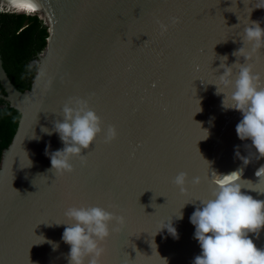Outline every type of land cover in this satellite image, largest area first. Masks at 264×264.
<instances>
[{
	"label": "water",
	"instance_id": "obj_1",
	"mask_svg": "<svg viewBox=\"0 0 264 264\" xmlns=\"http://www.w3.org/2000/svg\"><path fill=\"white\" fill-rule=\"evenodd\" d=\"M42 1L37 14L49 36L35 61L47 77L37 82L35 72L30 89L20 92L0 55V98L20 114L0 163V264H68L65 225L57 224L68 222L64 212L71 206L125 217L103 245V264H193L202 249L190 217L210 197L213 172L244 167L242 191L264 200L249 190L264 192V181L255 184L264 158L246 147L251 140L239 139L242 114L224 109L214 85L223 72L216 69L219 57L226 55L228 66L236 62L232 53L243 46L249 19L264 28V9L254 8L262 0ZM249 62L264 78V49ZM69 98L87 100L104 129L114 125L118 135L107 144L97 136L83 152L86 165L74 157V171L55 176L46 148L64 145L42 129L63 121ZM237 151L249 157L247 166ZM180 172L187 173L184 193L172 183ZM195 177L200 184L191 183ZM171 220L178 238L159 231ZM249 238L264 249V229Z\"/></svg>",
	"mask_w": 264,
	"mask_h": 264
},
{
	"label": "clouds",
	"instance_id": "obj_2",
	"mask_svg": "<svg viewBox=\"0 0 264 264\" xmlns=\"http://www.w3.org/2000/svg\"><path fill=\"white\" fill-rule=\"evenodd\" d=\"M26 2L27 7L9 0V4L18 9L36 10L35 0ZM254 8L264 9V0L257 3ZM0 12L33 15L27 12ZM249 21L241 37L243 46L232 53L237 58L236 62L228 66L226 64L228 57L226 55L219 57L222 62L216 69L219 72L223 69V72L218 75L217 83L214 85L217 95L224 96L222 101L224 109H233L242 114L243 118L236 125V134L242 141L251 140V145L246 147L254 148L256 159L259 160L264 158V78L254 71L255 66L249 61L264 49V28L258 21L250 19ZM172 22L178 23V18H173ZM161 30L167 31V25L161 24ZM246 45H250V48ZM33 67L37 70L35 76L37 82L47 77L42 64L34 61L27 66V70L30 72ZM234 68L238 69L235 74ZM50 85L51 78H47L46 88ZM225 89L229 91L226 92ZM62 112V122L56 120L51 131L47 128L42 129L48 135L57 133L64 145L62 149L54 152L46 148L45 154L51 161L50 171L55 176L72 173L74 167L71 160L74 157L79 158L82 165H86L87 156L83 152L90 149L97 136L103 134V142L107 144L114 141L118 135L114 125H108L106 130L104 129L102 119L89 106L87 100L69 98ZM236 156L242 160L244 166L250 163L249 157L241 156L239 151L236 152ZM243 173L244 167L228 174L213 172L210 197L199 200V206L190 217V222L195 226L194 238L202 249L193 264H264V249L257 248L249 238L250 233L258 237L260 231L264 229V200L254 199L242 191L245 188L241 183ZM255 176L259 179L255 184L264 181V165L256 170ZM200 182L201 178L195 177L191 183L198 185ZM244 182L254 184L251 180ZM172 183L181 193L186 192L187 173L180 172ZM249 190L264 194L256 188ZM64 216L68 222L57 225H65L62 241L70 246L66 257L68 264H103L106 253L103 245L113 232H120L126 222L123 215H116L99 206H71L66 209ZM178 218H183L181 212ZM113 222L115 226L110 228ZM163 229H167L169 234L178 238L172 220L165 221L159 231ZM53 245L55 250L58 245Z\"/></svg>",
	"mask_w": 264,
	"mask_h": 264
},
{
	"label": "trees",
	"instance_id": "obj_3",
	"mask_svg": "<svg viewBox=\"0 0 264 264\" xmlns=\"http://www.w3.org/2000/svg\"><path fill=\"white\" fill-rule=\"evenodd\" d=\"M0 9L2 11L26 12L18 8L0 7ZM27 13L35 14L37 12ZM48 36V28L37 14L0 12L2 64L11 83L18 91L24 92L30 89L36 68L33 67L29 72L27 66L35 61L38 54L45 48ZM0 94L5 95L1 82ZM19 118V112L0 98V163L3 151L9 146L16 133Z\"/></svg>",
	"mask_w": 264,
	"mask_h": 264
},
{
	"label": "bare ground",
	"instance_id": "obj_4",
	"mask_svg": "<svg viewBox=\"0 0 264 264\" xmlns=\"http://www.w3.org/2000/svg\"><path fill=\"white\" fill-rule=\"evenodd\" d=\"M46 1H47V0H46ZM0 2H2V3H6V4H7V5H3V4L0 3V7L2 6V7H8V8L16 9V7H13L12 5H8V4H9V0H0ZM14 2H15L16 4H19L20 0H14ZM35 3H36V5H37L35 11H28V10H26V9H21V10H24V11H26V12H32V13H34V12H38L39 9L41 8V6L44 5V4H43L44 2H43L42 0H35Z\"/></svg>",
	"mask_w": 264,
	"mask_h": 264
},
{
	"label": "snow or ice",
	"instance_id": "obj_5",
	"mask_svg": "<svg viewBox=\"0 0 264 264\" xmlns=\"http://www.w3.org/2000/svg\"><path fill=\"white\" fill-rule=\"evenodd\" d=\"M19 5H21V6H25V7L28 6L26 0H20Z\"/></svg>",
	"mask_w": 264,
	"mask_h": 264
},
{
	"label": "rangeland",
	"instance_id": "obj_6",
	"mask_svg": "<svg viewBox=\"0 0 264 264\" xmlns=\"http://www.w3.org/2000/svg\"><path fill=\"white\" fill-rule=\"evenodd\" d=\"M2 7V6H1ZM8 8V7H7ZM0 11H2L1 9H0ZM3 11H6V10H3ZM11 12V11H10ZM37 14V13H36ZM34 15V14H33Z\"/></svg>",
	"mask_w": 264,
	"mask_h": 264
}]
</instances>
